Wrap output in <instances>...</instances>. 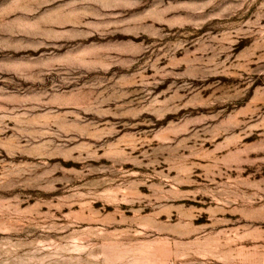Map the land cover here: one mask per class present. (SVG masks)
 <instances>
[{"label": "rangeland", "instance_id": "rangeland-1", "mask_svg": "<svg viewBox=\"0 0 264 264\" xmlns=\"http://www.w3.org/2000/svg\"><path fill=\"white\" fill-rule=\"evenodd\" d=\"M31 2L0 0V176L6 165L39 162L9 155L17 123L3 110L42 115L28 100L53 74L34 81L39 69L29 65L66 41L85 54L121 47L126 66L109 75L124 95L106 107L143 111L105 117L120 132L103 140L45 137L77 151L45 157L50 176L37 179L45 169H36L20 178L27 186L16 178L15 187L0 185V264H264V60L259 51L248 59L253 37L235 39L225 27L221 13L234 0H212L203 12L169 8V0H116L122 6L102 20H86L103 35L52 25L64 35L39 48L28 34L39 27ZM72 2L50 0L46 10L59 14ZM186 20L202 23L180 27Z\"/></svg>", "mask_w": 264, "mask_h": 264}, {"label": "clouds", "instance_id": "clouds-1", "mask_svg": "<svg viewBox=\"0 0 264 264\" xmlns=\"http://www.w3.org/2000/svg\"><path fill=\"white\" fill-rule=\"evenodd\" d=\"M49 2L50 0H32L30 4V11L37 14L36 22L39 27L28 34L40 38L35 45L37 48L47 40L59 39L64 35L63 33H54L52 25H58L61 28L71 25L73 31L87 28L90 31L100 32L99 28H94L86 23L87 18L94 17L97 20H102L105 14L104 10L122 6L116 0H112V2L109 0H73L57 14L46 10V5ZM211 3L212 0H208L203 5L171 4V0H169L168 7L188 8L195 9L196 12H203L204 8ZM188 15H191V11ZM221 15H225L227 21L225 27L233 38L240 39L242 36L254 38V47L248 59L255 57L259 51L258 59L264 60V0H234V3L229 4ZM232 17L236 19L232 20ZM185 23L195 27L199 26L202 21L186 20L180 27H183ZM100 34L103 35V32ZM81 47L82 44H71L66 41L63 46L54 47L51 52L30 62L31 68L39 69V72L30 77L32 80H41L45 73L53 74L47 77V82L40 85L38 96L28 100L33 108L41 109L42 115L33 117L28 115L27 109H24L17 117L7 115L8 109L3 111L6 113L5 119H12L17 123L13 133L17 147L9 155L16 156L17 153L27 152L38 155L39 162L19 167L6 165L2 176H0V185L15 187V183L11 182L10 178H16L17 181L27 186L31 180L21 181L20 178L25 174L31 176L36 169H45V171L35 178L50 176L52 169L46 165L45 157L52 152L77 151L75 147L69 149L65 143L57 145L52 139L45 137H56L62 141L74 140L79 137L103 140L105 136L119 135L120 132L118 126L105 121V117L112 115L131 117L143 111V108H133L123 104H117V109H121V111H114L106 107L110 101L118 100L124 95L118 89L121 80L112 79L109 75V69L114 65H125L121 59L122 48L119 46H94L85 54L80 51ZM178 47L183 49L184 45L179 44ZM61 52L64 55L58 54ZM149 107L154 110L158 108L167 110L163 104L153 103ZM45 109L47 111H44ZM11 111L14 112L16 109ZM97 120L104 121V123L101 125L96 122ZM53 126H55V131H52ZM6 131L7 124L0 121V133ZM29 137L30 139H28ZM21 138L28 139V143L20 144ZM33 141L37 143H32ZM136 142L146 141L137 140ZM184 146L186 145L180 144L175 149L165 148L162 151H178L180 147ZM101 147H105V145L101 144ZM194 167H196L195 164L189 163V168ZM183 182H185L183 179L175 180L177 185Z\"/></svg>", "mask_w": 264, "mask_h": 264}]
</instances>
